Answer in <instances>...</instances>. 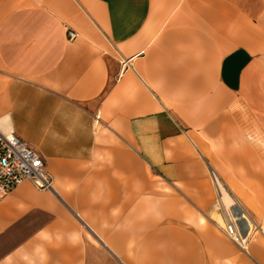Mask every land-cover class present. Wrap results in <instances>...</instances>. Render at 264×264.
Masks as SVG:
<instances>
[{"label":"crops","instance_id":"crops-1","mask_svg":"<svg viewBox=\"0 0 264 264\" xmlns=\"http://www.w3.org/2000/svg\"><path fill=\"white\" fill-rule=\"evenodd\" d=\"M10 132L0 264H264V0H0Z\"/></svg>","mask_w":264,"mask_h":264},{"label":"built area","instance_id":"built-area-1","mask_svg":"<svg viewBox=\"0 0 264 264\" xmlns=\"http://www.w3.org/2000/svg\"><path fill=\"white\" fill-rule=\"evenodd\" d=\"M68 36L74 39L78 34L68 31ZM212 177L218 185L214 173ZM25 182L32 183L41 191L54 189V177L42 153L13 132L0 133V197L8 195ZM224 230L231 240L239 245L244 244L236 219L230 220Z\"/></svg>","mask_w":264,"mask_h":264}]
</instances>
